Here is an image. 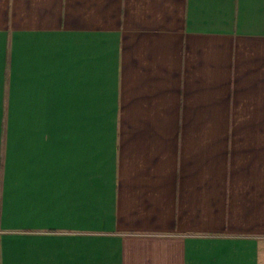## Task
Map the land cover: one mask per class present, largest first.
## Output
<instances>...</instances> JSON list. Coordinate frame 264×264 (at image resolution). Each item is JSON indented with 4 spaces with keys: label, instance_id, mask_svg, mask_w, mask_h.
I'll list each match as a JSON object with an SVG mask.
<instances>
[{
    "label": "crops",
    "instance_id": "0c3cea01",
    "mask_svg": "<svg viewBox=\"0 0 264 264\" xmlns=\"http://www.w3.org/2000/svg\"><path fill=\"white\" fill-rule=\"evenodd\" d=\"M264 0H0V264H261Z\"/></svg>",
    "mask_w": 264,
    "mask_h": 264
},
{
    "label": "rangeland",
    "instance_id": "374dc122",
    "mask_svg": "<svg viewBox=\"0 0 264 264\" xmlns=\"http://www.w3.org/2000/svg\"><path fill=\"white\" fill-rule=\"evenodd\" d=\"M261 264H264V253H263V258H262V263Z\"/></svg>",
    "mask_w": 264,
    "mask_h": 264
}]
</instances>
